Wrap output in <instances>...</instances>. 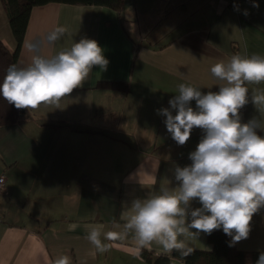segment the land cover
Here are the masks:
<instances>
[{
    "label": "crops",
    "instance_id": "crops-1",
    "mask_svg": "<svg viewBox=\"0 0 264 264\" xmlns=\"http://www.w3.org/2000/svg\"><path fill=\"white\" fill-rule=\"evenodd\" d=\"M58 25L72 36L55 45L45 42L43 55L87 37L99 43L109 64L106 71L94 66L59 108L28 109L19 122L0 126L6 190L0 192V264H53L62 255L71 264H150L142 250L155 258L171 253L156 245L138 250L132 234L111 241L104 233L120 231L113 221L123 223L121 215L134 198L155 194L164 179L177 186L174 167L191 163L189 153L202 131L194 129L179 146L157 110L170 107L181 83L218 91L213 63L234 54L264 56V0H237L235 6L226 0H124L120 10L62 2L34 6L17 66L30 63L25 42L43 40ZM10 42L5 45L12 49V35ZM248 87L264 89V83ZM241 112L243 122L264 119L251 103ZM87 225H103L107 252L85 238ZM207 236L193 249H211ZM235 245L264 251V208L253 216L249 238Z\"/></svg>",
    "mask_w": 264,
    "mask_h": 264
},
{
    "label": "clouds",
    "instance_id": "clouds-1",
    "mask_svg": "<svg viewBox=\"0 0 264 264\" xmlns=\"http://www.w3.org/2000/svg\"><path fill=\"white\" fill-rule=\"evenodd\" d=\"M253 7L259 4L254 2ZM65 35L72 36L70 29L58 25L43 40L26 41L30 63L8 67L0 97L17 109L59 108L62 98L83 87L94 66L107 70L103 49L87 37L50 57L42 54L45 42L55 45ZM210 72L218 91L204 92L181 83L178 94L168 101L170 107L157 110L166 117L167 132L177 145H185L194 129L203 133L189 153L191 163L174 167L177 186L164 179L155 194L134 198L121 215L123 223L113 221L120 231L104 233L105 239L124 240L132 234L138 250L156 245L164 253L188 256L202 234L222 229L231 238L229 247L249 238L253 216L264 208V135L260 134L264 119L253 116L243 122L241 110L251 103L264 112V89L248 87L264 83V56L234 54L213 63ZM194 202L200 206L193 207ZM86 228L85 238L98 252H107L110 246L101 240L103 225ZM53 264H71V257L62 255ZM255 264H264V251Z\"/></svg>",
    "mask_w": 264,
    "mask_h": 264
},
{
    "label": "trees",
    "instance_id": "trees-1",
    "mask_svg": "<svg viewBox=\"0 0 264 264\" xmlns=\"http://www.w3.org/2000/svg\"><path fill=\"white\" fill-rule=\"evenodd\" d=\"M49 2L98 5L120 10L124 0H0L14 40V47L9 49L0 39V83H2L8 67L12 64L17 65L31 9ZM27 115L28 109H17L0 97V126L15 124ZM207 240L211 244V251L194 250L188 256H181L174 251L170 255L155 258L151 252L142 250L140 255L150 264H171L173 259L180 260L184 264H255L260 254L259 251L239 250L236 245L229 247L230 238L223 233L222 229L208 235Z\"/></svg>",
    "mask_w": 264,
    "mask_h": 264
},
{
    "label": "rangeland",
    "instance_id": "rangeland-1",
    "mask_svg": "<svg viewBox=\"0 0 264 264\" xmlns=\"http://www.w3.org/2000/svg\"><path fill=\"white\" fill-rule=\"evenodd\" d=\"M0 39L5 44L11 45V31L7 21V15L5 14L3 7L0 3Z\"/></svg>",
    "mask_w": 264,
    "mask_h": 264
},
{
    "label": "built area",
    "instance_id": "built-area-1",
    "mask_svg": "<svg viewBox=\"0 0 264 264\" xmlns=\"http://www.w3.org/2000/svg\"><path fill=\"white\" fill-rule=\"evenodd\" d=\"M229 5L235 6L237 5V0H226ZM5 176L0 174V192H5Z\"/></svg>",
    "mask_w": 264,
    "mask_h": 264
}]
</instances>
